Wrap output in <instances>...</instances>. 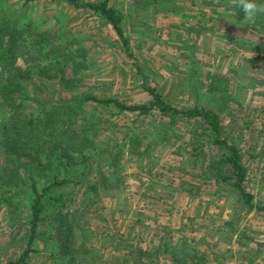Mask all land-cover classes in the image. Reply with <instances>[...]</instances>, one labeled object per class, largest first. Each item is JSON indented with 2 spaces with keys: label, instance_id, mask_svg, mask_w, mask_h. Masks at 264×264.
<instances>
[{
  "label": "trees",
  "instance_id": "obj_1",
  "mask_svg": "<svg viewBox=\"0 0 264 264\" xmlns=\"http://www.w3.org/2000/svg\"><path fill=\"white\" fill-rule=\"evenodd\" d=\"M4 1L0 208L21 222L23 246L16 258L0 264H26L38 252L41 239L54 243L48 258L55 264H210L207 248H197L194 239L172 243L160 235L156 242L145 241L111 223L114 214L104 204L103 193L122 185L123 165L135 173L144 171L163 144L176 147L181 161L198 170L199 179L227 188V195L246 212L264 211V204L255 203L246 189L242 148L225 129L226 112L237 103L225 77L207 72L204 92L189 106L172 104L156 88H146L148 100L134 104L78 91L79 75L93 65L86 40L59 29L55 13L32 14L24 8L55 2L94 15L110 26L127 52L129 42L117 7L111 0ZM206 1L211 11L223 6L238 23L232 2ZM255 23L264 26V15ZM17 59L24 67L16 65ZM119 116L130 121L119 127L112 120ZM104 127L110 129L102 142L98 135ZM22 202L28 209L25 218L15 214ZM95 239L98 246L93 245ZM249 241L252 238L238 232L236 243L248 254V264L261 251L259 243L250 248Z\"/></svg>",
  "mask_w": 264,
  "mask_h": 264
},
{
  "label": "rangeland",
  "instance_id": "obj_2",
  "mask_svg": "<svg viewBox=\"0 0 264 264\" xmlns=\"http://www.w3.org/2000/svg\"><path fill=\"white\" fill-rule=\"evenodd\" d=\"M44 3L24 10L55 13L59 29L86 40L93 65L79 75L78 91L134 104L148 100L146 88H156L172 104L189 106L196 94L204 92L201 86L207 72L225 77L237 101L226 112L225 129L242 148L248 168L247 191L255 203L264 204L262 24L239 26L223 6L211 11L206 0H111L123 16L129 42L126 52L102 19L55 2ZM16 65L24 67L21 59ZM3 117L0 107V121ZM112 120L121 127L130 118ZM109 129H100L99 141L108 138ZM178 152L166 144L157 146L151 164L136 171L139 175L123 165L122 185L103 193L104 204L114 214L111 223L145 241L156 242L160 235L172 243L194 239L197 248H207L210 264H248V254L236 243L238 232L243 231L252 238L250 248L260 244L258 257L249 264H264V211L246 212L223 185L199 179L198 170L181 161ZM181 181L194 187L181 186ZM20 206V213L15 214L25 218L27 205L22 202ZM20 225L0 208V262L18 256L23 246ZM98 244L95 239L93 245ZM36 245L38 252L31 254L26 264H55L48 258L54 243L41 239Z\"/></svg>",
  "mask_w": 264,
  "mask_h": 264
},
{
  "label": "clouds",
  "instance_id": "obj_3",
  "mask_svg": "<svg viewBox=\"0 0 264 264\" xmlns=\"http://www.w3.org/2000/svg\"><path fill=\"white\" fill-rule=\"evenodd\" d=\"M232 8L238 10L235 20L239 26L249 27L258 16L264 15V0H232Z\"/></svg>",
  "mask_w": 264,
  "mask_h": 264
}]
</instances>
